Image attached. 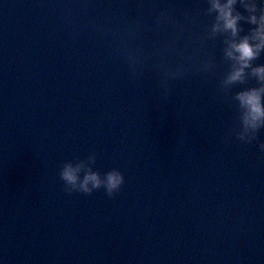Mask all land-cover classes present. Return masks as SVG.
I'll return each instance as SVG.
<instances>
[{
    "label": "water",
    "instance_id": "95a60500",
    "mask_svg": "<svg viewBox=\"0 0 264 264\" xmlns=\"http://www.w3.org/2000/svg\"><path fill=\"white\" fill-rule=\"evenodd\" d=\"M213 22L207 0H0L3 264H264V129L241 141L234 100L256 81L222 85ZM90 155L113 196L66 191Z\"/></svg>",
    "mask_w": 264,
    "mask_h": 264
},
{
    "label": "clouds",
    "instance_id": "9594fccd",
    "mask_svg": "<svg viewBox=\"0 0 264 264\" xmlns=\"http://www.w3.org/2000/svg\"><path fill=\"white\" fill-rule=\"evenodd\" d=\"M207 13L214 17L211 34L225 35L224 56L231 62L222 85L244 84L250 78L256 81V86L244 87L234 96L239 110L237 136L251 143L264 129V63H254L264 54V0H207ZM245 24L250 25L247 32ZM259 148L264 151V142ZM94 160L95 155H90L87 160L64 163L59 175L67 192L92 193L104 188L113 196L120 190L124 174L113 169L101 175L91 167Z\"/></svg>",
    "mask_w": 264,
    "mask_h": 264
}]
</instances>
